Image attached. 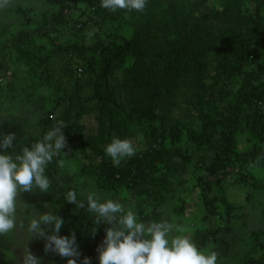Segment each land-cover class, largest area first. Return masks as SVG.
<instances>
[{
    "label": "trees",
    "instance_id": "16d2710c",
    "mask_svg": "<svg viewBox=\"0 0 264 264\" xmlns=\"http://www.w3.org/2000/svg\"><path fill=\"white\" fill-rule=\"evenodd\" d=\"M4 1L13 6L0 8V45L9 44L7 51L16 52L22 66L15 72L0 63V80L11 83L0 88V99L7 97L12 81L22 75L31 77L29 103L37 100L42 107L49 103L65 107L60 122L65 125L66 145L45 171L51 187L46 193L28 192L41 195L50 211L64 220L59 235L75 234L79 256L61 257L62 264L69 259L83 264L84 258L98 264L97 248L111 225L104 220L96 223L87 210L90 192L99 200H129L136 207L151 204L149 212H140L148 224L168 221L161 209L168 201L176 215L201 210V223L231 219L236 205L215 190H222L229 176H239L241 171L240 183L264 195L262 180L248 170H264V0H147L142 12L110 11L101 6V0ZM66 10L78 16L68 20L63 16ZM45 26L58 38L50 39ZM84 31L96 37L93 45L87 46L88 37L80 35ZM66 37L70 40L62 46L60 41ZM87 53L95 56L87 59ZM54 55L65 59L60 76L71 60V69L76 67L85 79L92 76L90 84H55L48 69ZM127 58L133 65L121 87L128 94L122 108L117 103L118 90L104 89ZM210 63L215 66L209 67ZM176 68L180 70L175 72ZM172 78L177 90H182L179 99L160 92L170 89ZM229 78H237L240 84L224 85ZM43 85L57 90L48 95ZM22 97L13 100L20 103ZM91 105L95 106L91 110L94 126L88 129L80 121ZM60 122L42 116L39 132L33 134L25 122L0 117V137L15 133L13 148L8 150L15 155ZM113 138L134 139L139 145L135 155L118 166L104 152ZM184 139L193 148L176 146ZM72 150L76 165L61 167ZM192 161H197L193 171L197 205L186 201L178 188L184 185L182 176L190 171ZM69 191L76 192L85 208L67 203ZM214 235L211 228H204L192 241L202 249L214 241ZM5 237L0 235V250ZM238 263L264 264V228L252 231L250 249Z\"/></svg>",
    "mask_w": 264,
    "mask_h": 264
},
{
    "label": "rangeland",
    "instance_id": "374dc122",
    "mask_svg": "<svg viewBox=\"0 0 264 264\" xmlns=\"http://www.w3.org/2000/svg\"><path fill=\"white\" fill-rule=\"evenodd\" d=\"M215 2H217V0H215ZM210 5L213 4L210 3ZM216 5H219V3ZM12 6L13 4L11 2L4 0L0 2V8H11ZM252 7L253 5L249 4L247 9L251 11ZM63 16H66V19L68 20H73L74 17L78 16V13L73 10H66L63 12ZM44 28L50 39L54 40L58 38V34L53 33L49 26H45ZM80 35L88 37L87 46L93 45L96 40V37L94 38V35H92L91 32L84 31L80 33ZM102 37H105V35H102L101 38ZM48 40L49 38L46 39L47 42ZM64 40L70 39L67 37L62 39L60 41L62 46L64 45ZM8 46L9 44L6 42H3V44L0 45V63H4L9 70L16 72L17 70H20L19 67H21L22 64L16 52L13 53L7 51ZM259 50L260 48L257 46L256 51L260 52ZM94 56L95 54L93 53H87V59ZM64 61L65 59L60 60L56 55L52 56V61H46V63H49V74L52 75L54 80L53 82L55 84H65L68 82L70 86H73L75 81H80V84H87L88 82L90 84V80L93 79L92 76L90 75L88 76L89 78L85 79V76H82L83 73H78L76 71V67L75 69H71V60H69V62L66 64V73L63 72L60 76V72L63 70ZM132 65V60L127 58L124 67H121L118 71H115V73L110 75V77L107 79V87L104 89V91L106 89L118 90V94L116 96L117 103H120L122 108L126 105L125 100L128 97V94L121 87L127 82L128 75L130 73V71L127 70L128 68L130 69ZM214 66L215 63L209 64V67L211 68ZM179 70V68H176L175 72ZM63 74H67V76H64ZM209 75L212 77L214 73L211 72ZM72 77L73 79L70 80ZM29 80H31V77H22L21 75V77H18L17 80L12 81V86L14 87L10 88L12 90L8 89V95L6 98L3 100L0 99V117L9 119L14 118L25 122L28 127L27 129L31 133L38 134V119L42 116H48L49 118H52L53 123L60 122L63 120L65 107H59V105L54 103H49L46 107H42L40 102H37V100L35 103H29L27 98L32 99L33 94V88H30L27 82ZM170 82V89L168 91H160L161 94L170 96L171 99H179L182 90H177V85L173 81V78ZM238 82L239 80H237V78H229L224 81V85L228 86L240 84ZM9 84L11 83H5L3 80H0V88H7V85ZM47 87L49 89L45 86L43 89H45L44 93H47L48 95L53 93L54 90H57L56 86L49 87L47 85ZM21 96H24L25 98L22 97V99L18 101L20 103H17L16 100H13L14 98ZM91 110H95L94 105H91V107L88 109L89 114L85 116L86 118L83 120L81 119L80 121L81 124H85L88 129H93L94 126L93 121L91 120L93 117V112ZM165 111L169 112L172 110L170 108H166ZM131 143L133 144L136 153L139 148L137 140L133 139ZM176 146L181 147L183 150L185 148H193L187 141L185 142V139L184 142L177 144ZM244 147L245 145L241 143L239 149L242 150ZM74 157L75 153L72 150L65 155L63 163L72 166L76 165ZM129 159L130 157L125 158L122 160V162H125ZM195 159L196 154L194 155V160ZM196 163L197 161H192V168L182 176V179H184V185L181 187L178 186V188L181 192V195L186 198V201L197 205L199 191L195 187L197 176L193 174L194 165ZM248 170H252L255 178L261 179L264 185V170L258 168H248ZM163 172L164 169L160 170L159 174ZM242 172L243 171L238 173L239 176H229L226 184L222 185L223 189L220 190L218 187L215 190V194H217V196L223 197L221 195H225V197H227L231 203L236 205V208L229 217L231 219L229 220L223 218V221H218L215 219V222L211 224H208L207 222L201 223L199 220L202 215L201 210L193 209L191 213L176 215L171 211L172 203L170 201L161 206L163 212H165L168 216V218L166 216L168 219L166 223L173 226L172 236L187 235L193 239L195 233H197V231L203 230L204 228H211L213 231H215L214 241L209 240L207 245L200 250L205 252H216L217 264H239V257L245 251L250 249L252 231L257 232L260 231L261 228H264V195L258 191L252 193L250 191V187H246L244 184L240 183L239 177L243 175ZM100 200L103 202L108 199L102 197ZM128 201L129 200H118V203H121L126 211H134L138 216L139 221L148 224L143 216L140 215V212H149L152 209L151 204L148 205V203H143L136 207ZM48 211H50L49 205L47 204L46 200L41 197V195L35 193L29 195L28 192L24 191H21L18 194L16 198V212L14 217L15 228L6 233L5 239L1 243L2 248L0 250V264H62L61 256L51 251L45 250V239L42 237L33 236V234L28 230L32 219L36 218L39 214ZM42 227L44 226L42 225ZM44 230L47 234H51V226L45 227ZM33 258L35 260H33Z\"/></svg>",
    "mask_w": 264,
    "mask_h": 264
},
{
    "label": "clouds",
    "instance_id": "9594fccd",
    "mask_svg": "<svg viewBox=\"0 0 264 264\" xmlns=\"http://www.w3.org/2000/svg\"><path fill=\"white\" fill-rule=\"evenodd\" d=\"M146 4L147 0H101V6L111 11L142 12ZM64 127L60 122L41 140L15 155L8 152L16 140L15 133L0 137V235L15 228L16 198L21 191L35 189L46 193L50 189L51 182L45 171L54 157L63 153ZM104 152L113 165L118 166L123 159L135 155V148L129 140L113 138L105 145ZM60 166L63 167V162ZM66 200L79 208L86 206L83 200H77L75 191H69ZM86 201L87 210L94 215L96 223L104 220L111 225L97 248L98 264H217L216 252L200 250L187 235L172 236L173 226L168 223L145 224L134 211H126L121 203L111 199L101 202L94 192L87 195ZM63 224L61 217L48 211L32 219L28 230L33 236L45 239L46 251L65 258L78 257L75 234L59 235ZM48 226H51V234L44 230ZM68 264H77V260L69 259ZM83 264H90L89 259L84 258Z\"/></svg>",
    "mask_w": 264,
    "mask_h": 264
}]
</instances>
